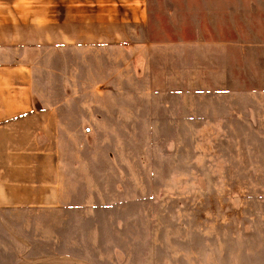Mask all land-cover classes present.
Segmentation results:
<instances>
[{
	"label": "rangeland",
	"instance_id": "1",
	"mask_svg": "<svg viewBox=\"0 0 264 264\" xmlns=\"http://www.w3.org/2000/svg\"><path fill=\"white\" fill-rule=\"evenodd\" d=\"M195 1L0 5V125L62 118L0 132V264H264V37Z\"/></svg>",
	"mask_w": 264,
	"mask_h": 264
},
{
	"label": "crops",
	"instance_id": "2",
	"mask_svg": "<svg viewBox=\"0 0 264 264\" xmlns=\"http://www.w3.org/2000/svg\"><path fill=\"white\" fill-rule=\"evenodd\" d=\"M27 1L28 0H0V5L10 4L12 5V7L21 8L20 6L21 3L22 2L26 3ZM36 1L41 2L44 0H36ZM162 1L169 2V4H167V6L169 7H173L170 3H173L174 1L177 3H181V1L186 2V0H162ZM224 1L230 2V0H224ZM231 1L235 2V0H231ZM236 1L238 2V4L244 3L243 9L241 5H239V7H236L235 5L233 6L232 9L230 8L228 12L226 11L227 14L224 17L226 18V22L228 25H230V21H232V24L235 25L236 30L234 32H237V27H236L237 25L243 26L242 33L237 32L238 35L234 36V38L235 40L240 39L241 41H243L244 42L243 44H245V47H246V45L250 41H252V38H253V41L256 40L257 42L258 36L260 38L264 37V6H260V2L264 0H259L258 5H254L251 0H236ZM100 2H107L110 5L113 4L112 0H100ZM199 2L200 0L195 1L196 3L195 7L197 9L201 8V5ZM97 5L99 6V2H97ZM242 10H243V13H242ZM253 16H254L253 18L254 21L252 20ZM9 23L13 25V22H9ZM2 24L5 25L7 24V22L2 21V18H0V26ZM217 24L214 22L211 23L212 31L215 30ZM4 40H7L6 35H2L0 37V41H4ZM214 47H217V46H214ZM10 50H12V48L6 45V41L0 42V70L1 68H4L7 71V67H6L7 63H11V65L16 67L17 69L18 64L14 65V62L15 60H17L18 56H14L10 54L9 53ZM249 53L251 52L248 50H246L245 52L242 51L243 57H246L247 59H249ZM247 59L244 63H242V72H244L245 74V78H244L245 87H244L243 95L245 99H248L246 100L244 104H246V106L248 107H255V105H257L256 107H260V110H258L260 113H257V112L254 113L255 109H253L254 118L250 119L249 126L247 128H249L251 131H254V132H250L249 135L264 137V65L261 68L262 77L260 78L259 83H256L255 78L253 76L251 77V73H250L251 70L249 68ZM25 68L28 69L27 67ZM20 69H23L22 65H20V67H18L16 72L14 71L13 73H19L21 71ZM16 79H19L18 76H16ZM33 117H38V118L34 119ZM47 117L44 115H36V116L30 115V116H25L22 118L8 119L9 122L4 123L3 125H0V132H4V134L9 137L10 136L11 137H23L25 133H28V129H26L28 125L26 124V122L30 120L32 121L36 120V123L39 122L37 124V127H40V129L42 130H45V128L51 129L52 127H55V126H59V127L62 126L60 124V120H62L61 117H58L57 115H52L50 116V118H47ZM21 126L24 128H22Z\"/></svg>",
	"mask_w": 264,
	"mask_h": 264
}]
</instances>
